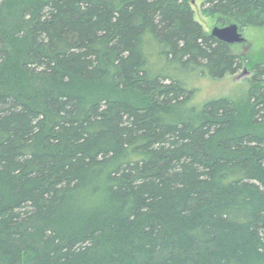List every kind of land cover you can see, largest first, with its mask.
Instances as JSON below:
<instances>
[{
    "label": "trees",
    "instance_id": "obj_1",
    "mask_svg": "<svg viewBox=\"0 0 264 264\" xmlns=\"http://www.w3.org/2000/svg\"><path fill=\"white\" fill-rule=\"evenodd\" d=\"M264 27V0H204ZM192 0H0V264H264V63Z\"/></svg>",
    "mask_w": 264,
    "mask_h": 264
},
{
    "label": "rangeland",
    "instance_id": "obj_2",
    "mask_svg": "<svg viewBox=\"0 0 264 264\" xmlns=\"http://www.w3.org/2000/svg\"><path fill=\"white\" fill-rule=\"evenodd\" d=\"M204 0H192L195 11V18L202 24L204 30L211 33L216 26H225L219 24L217 15L206 16L201 11V4ZM245 40L234 44L233 49L239 53H245L250 61L249 65L243 67L236 74H229L223 78L202 77L189 78L190 85L197 88L194 94V103L202 104L211 98L226 97L244 104L248 99V93L252 85H256L252 80L254 72L252 71V62L264 63V27L248 26L244 30L240 29ZM264 78V76H263ZM261 85L264 81L258 80Z\"/></svg>",
    "mask_w": 264,
    "mask_h": 264
},
{
    "label": "water",
    "instance_id": "obj_3",
    "mask_svg": "<svg viewBox=\"0 0 264 264\" xmlns=\"http://www.w3.org/2000/svg\"><path fill=\"white\" fill-rule=\"evenodd\" d=\"M211 35L231 45L241 43L245 40L240 31L239 25L236 23H230L225 26H216L212 30Z\"/></svg>",
    "mask_w": 264,
    "mask_h": 264
}]
</instances>
